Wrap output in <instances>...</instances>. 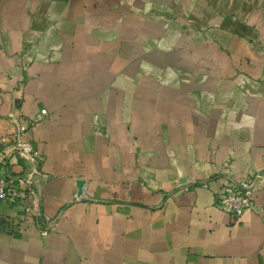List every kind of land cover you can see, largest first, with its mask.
<instances>
[{"label":"crops","instance_id":"obj_1","mask_svg":"<svg viewBox=\"0 0 264 264\" xmlns=\"http://www.w3.org/2000/svg\"><path fill=\"white\" fill-rule=\"evenodd\" d=\"M41 110L49 232L0 203V264H264V0H0V141Z\"/></svg>","mask_w":264,"mask_h":264},{"label":"built area","instance_id":"obj_2","mask_svg":"<svg viewBox=\"0 0 264 264\" xmlns=\"http://www.w3.org/2000/svg\"><path fill=\"white\" fill-rule=\"evenodd\" d=\"M41 110L31 119L16 117L11 120L12 133L0 141V203L15 209L26 222H35L41 228V235H48L45 219L37 204L36 180L42 176L43 157L25 138L27 132L45 116ZM20 165V171L13 165ZM257 173L246 180H231L215 195L214 204L232 219H239L254 208L253 198L263 179ZM206 187V185H203Z\"/></svg>","mask_w":264,"mask_h":264}]
</instances>
